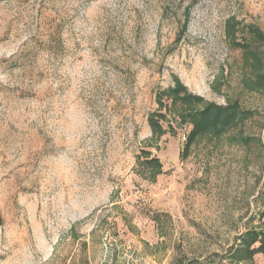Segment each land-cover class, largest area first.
<instances>
[{
  "label": "rangeland",
  "instance_id": "obj_1",
  "mask_svg": "<svg viewBox=\"0 0 264 264\" xmlns=\"http://www.w3.org/2000/svg\"><path fill=\"white\" fill-rule=\"evenodd\" d=\"M176 82L252 116L183 157ZM263 193L264 0H0V264H229Z\"/></svg>",
  "mask_w": 264,
  "mask_h": 264
},
{
  "label": "trees",
  "instance_id": "obj_2",
  "mask_svg": "<svg viewBox=\"0 0 264 264\" xmlns=\"http://www.w3.org/2000/svg\"><path fill=\"white\" fill-rule=\"evenodd\" d=\"M169 97L173 107L179 106V110H176L177 115L181 119L189 121L191 125L183 146V157L188 156L190 147L203 136L209 135L215 139L221 138L233 129L243 125L252 116L251 111H241L235 105L216 106L215 104L207 103L202 98L200 99L188 93L186 88L177 82L175 88L170 90ZM156 117L163 118L160 114L150 116L149 125L153 137L160 138V136L166 133L163 131L158 119L155 120ZM243 141L244 144H247L245 143L246 140ZM141 154L143 155V160L140 162V158H138L137 162L141 167H161L158 158H149L151 154L146 151L144 152V150H142ZM262 196L264 197V193ZM1 225L2 218L0 215ZM238 239L239 244L228 252L227 258L230 260L229 264H253L255 255L261 254L264 257V229L260 227L247 228L244 233L239 235ZM215 261L218 264H223L216 255L208 257L206 264H210V262L217 264Z\"/></svg>",
  "mask_w": 264,
  "mask_h": 264
},
{
  "label": "crops",
  "instance_id": "obj_3",
  "mask_svg": "<svg viewBox=\"0 0 264 264\" xmlns=\"http://www.w3.org/2000/svg\"><path fill=\"white\" fill-rule=\"evenodd\" d=\"M258 262L259 264H264V257L261 254H258Z\"/></svg>",
  "mask_w": 264,
  "mask_h": 264
}]
</instances>
